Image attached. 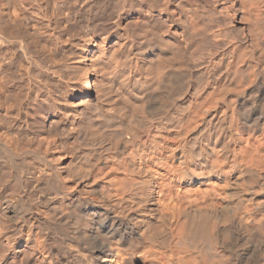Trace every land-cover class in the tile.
Masks as SVG:
<instances>
[{
    "label": "bare ground",
    "instance_id": "6f19581e",
    "mask_svg": "<svg viewBox=\"0 0 264 264\" xmlns=\"http://www.w3.org/2000/svg\"><path fill=\"white\" fill-rule=\"evenodd\" d=\"M80 3L0 0V264H264V0Z\"/></svg>",
    "mask_w": 264,
    "mask_h": 264
},
{
    "label": "rangeland",
    "instance_id": "374dc122",
    "mask_svg": "<svg viewBox=\"0 0 264 264\" xmlns=\"http://www.w3.org/2000/svg\"><path fill=\"white\" fill-rule=\"evenodd\" d=\"M4 2L7 1H14V0H3ZM18 3L23 2L24 5H26L27 8L30 9L31 13H33L32 15H36L37 17H39V15H41L40 12H34V11H39V9L42 8V6L39 5H44L45 0H16ZM81 3L79 4L80 6L84 3L87 2L88 0H80ZM75 3H78L75 1ZM36 7H39L38 9ZM38 14V15H37ZM49 14V13H48ZM157 18V15L155 16ZM33 205V204H31ZM30 205V206H31ZM32 207V206H31ZM26 228L24 229L23 233L25 232V234H16L14 235V238H18L19 241L16 245H18L19 243L24 242L28 237L26 236ZM16 251L22 250V253L20 254V256L16 259V261L13 260L14 264H34V258L31 257L30 254L26 253L25 251H28L26 249H24V246L21 247L20 249L15 247ZM8 257H12V255L10 253H7ZM21 261L23 263H21ZM6 264H10V263H6Z\"/></svg>",
    "mask_w": 264,
    "mask_h": 264
}]
</instances>
